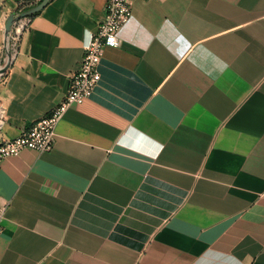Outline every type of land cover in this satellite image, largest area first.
I'll return each mask as SVG.
<instances>
[{
  "label": "crops",
  "instance_id": "obj_1",
  "mask_svg": "<svg viewBox=\"0 0 264 264\" xmlns=\"http://www.w3.org/2000/svg\"><path fill=\"white\" fill-rule=\"evenodd\" d=\"M26 1L0 0V71ZM108 2L31 20L0 78L5 139L64 99ZM120 38L54 149L0 163V264H264V0H136Z\"/></svg>",
  "mask_w": 264,
  "mask_h": 264
},
{
  "label": "built area",
  "instance_id": "obj_2",
  "mask_svg": "<svg viewBox=\"0 0 264 264\" xmlns=\"http://www.w3.org/2000/svg\"><path fill=\"white\" fill-rule=\"evenodd\" d=\"M136 0H109L106 15L99 25L97 34L85 46V56L80 68L70 79V86L64 99L46 117L33 123L19 137L7 140L2 130L5 124L4 110L0 106V163L5 159L18 157L24 150L39 153L51 152L56 141L57 127L73 105H82L90 99L100 85L99 65L106 49L119 47L120 33L133 17ZM150 1V0H147ZM31 19L17 21L6 40V53L14 57L19 50L24 34L30 27ZM5 208L0 207V235L3 231Z\"/></svg>",
  "mask_w": 264,
  "mask_h": 264
},
{
  "label": "water",
  "instance_id": "obj_3",
  "mask_svg": "<svg viewBox=\"0 0 264 264\" xmlns=\"http://www.w3.org/2000/svg\"><path fill=\"white\" fill-rule=\"evenodd\" d=\"M51 0H43L39 5L35 6L34 8H32L31 10L25 12V13H22L21 15L19 16H15V15H11L8 20H7V23H6V26H5V34H6V40L10 34V31L13 27V25L17 22V21H20V20H23V19H26V18H29L35 14H38L39 12H41L43 9L46 8V6L50 3ZM11 55L9 53H7V65L4 69H2L0 71V78L4 77L6 72L9 70V67H10V64H11Z\"/></svg>",
  "mask_w": 264,
  "mask_h": 264
},
{
  "label": "trees",
  "instance_id": "obj_4",
  "mask_svg": "<svg viewBox=\"0 0 264 264\" xmlns=\"http://www.w3.org/2000/svg\"><path fill=\"white\" fill-rule=\"evenodd\" d=\"M42 1H43V0H40V1H38V3H36V4L33 3V0H28V1H26V2L21 6V8H20V12L18 13L17 16L21 15L22 13H25V12L31 10V9L34 8L35 6L39 5ZM37 15H38V14H35V15L31 16V17H29V19L32 20V19H33L34 17H36Z\"/></svg>",
  "mask_w": 264,
  "mask_h": 264
}]
</instances>
